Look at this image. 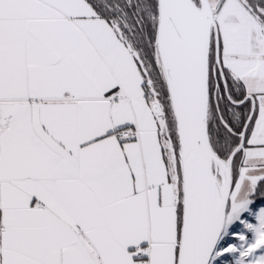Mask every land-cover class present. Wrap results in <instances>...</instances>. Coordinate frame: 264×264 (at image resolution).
<instances>
[{
    "label": "snow or ice",
    "instance_id": "snow-or-ice-1",
    "mask_svg": "<svg viewBox=\"0 0 264 264\" xmlns=\"http://www.w3.org/2000/svg\"><path fill=\"white\" fill-rule=\"evenodd\" d=\"M0 264H264V0H0Z\"/></svg>",
    "mask_w": 264,
    "mask_h": 264
}]
</instances>
